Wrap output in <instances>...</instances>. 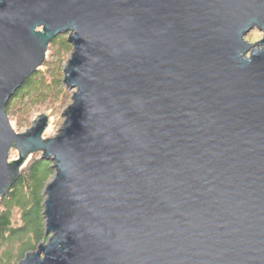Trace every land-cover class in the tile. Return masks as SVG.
I'll use <instances>...</instances> for the list:
<instances>
[{
	"label": "water",
	"instance_id": "95a60500",
	"mask_svg": "<svg viewBox=\"0 0 264 264\" xmlns=\"http://www.w3.org/2000/svg\"><path fill=\"white\" fill-rule=\"evenodd\" d=\"M62 35L64 124L19 134ZM39 152L47 241L19 264H264V0H0V199Z\"/></svg>",
	"mask_w": 264,
	"mask_h": 264
},
{
	"label": "trees",
	"instance_id": "16d2710c",
	"mask_svg": "<svg viewBox=\"0 0 264 264\" xmlns=\"http://www.w3.org/2000/svg\"><path fill=\"white\" fill-rule=\"evenodd\" d=\"M72 51L73 46L68 42V35H62L51 43L49 57H59L61 62L63 57L71 54ZM47 62L46 59L45 63ZM41 74L42 71L39 70L34 77L38 79ZM33 80L31 79L26 85L28 88L35 84ZM30 91L22 90V95L19 92L10 101L6 108L8 116H13L16 110L24 107L23 100ZM41 96L43 101L40 100V103H44L48 96ZM67 96H69L68 92L61 106L68 104ZM53 165L52 161L43 158L42 153L32 154L21 169L16 184L4 198L0 199V264H19L27 253L36 251L41 243L47 241L43 204L46 199L44 196L46 187L55 175ZM16 209L21 212L22 219V223L18 226L14 225Z\"/></svg>",
	"mask_w": 264,
	"mask_h": 264
},
{
	"label": "rangeland",
	"instance_id": "374dc122",
	"mask_svg": "<svg viewBox=\"0 0 264 264\" xmlns=\"http://www.w3.org/2000/svg\"><path fill=\"white\" fill-rule=\"evenodd\" d=\"M262 39L263 34L258 31H253L246 37V41L250 44L258 43ZM70 55L71 54L65 55L63 57V60H61V63L59 57H49L48 50V62L44 63L39 69L42 71L41 76L38 79L33 76L31 79H34L33 82H35V84H33V86L30 88L26 86L22 89L25 92L31 90L27 93V98L23 100L24 107L20 110L14 109L16 110L14 115L11 117L9 116L11 125L17 133H26L29 129L32 128L33 122L39 116L44 114L49 116V125L43 134V139H50L59 133L65 121L63 113L69 107V105L72 104V97L75 92L74 90L67 88L64 84V70L67 66ZM22 90L20 91L21 95ZM67 92L69 94V96H67L68 104L66 105L65 103L63 104V106H61L62 100ZM41 95L48 96V98L44 100V103H40V100H42ZM50 96L52 98H50ZM15 104L18 105L19 103L15 102ZM47 106H49V108ZM19 157L20 152L13 149L9 155V162L19 160ZM29 157H31V155ZM29 157L27 158L25 163L29 160ZM49 161H51V159H49ZM24 165L22 166V168L24 167ZM21 223V212L16 209L14 211V225L18 226Z\"/></svg>",
	"mask_w": 264,
	"mask_h": 264
},
{
	"label": "flooded vegetation",
	"instance_id": "af4514ba",
	"mask_svg": "<svg viewBox=\"0 0 264 264\" xmlns=\"http://www.w3.org/2000/svg\"><path fill=\"white\" fill-rule=\"evenodd\" d=\"M28 83H29V82H27V83L23 86V88H24ZM21 90H22V89H21ZM21 90H20V91H21Z\"/></svg>",
	"mask_w": 264,
	"mask_h": 264
}]
</instances>
